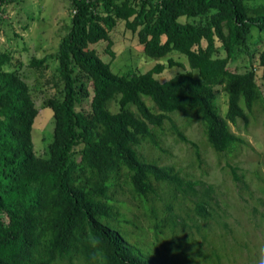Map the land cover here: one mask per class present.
I'll use <instances>...</instances> for the list:
<instances>
[{"label": "trees", "instance_id": "16d2710c", "mask_svg": "<svg viewBox=\"0 0 264 264\" xmlns=\"http://www.w3.org/2000/svg\"><path fill=\"white\" fill-rule=\"evenodd\" d=\"M71 1L72 25L57 52L29 64L58 90L44 103L54 112L47 157L35 153L40 112L16 69L22 64L0 53V264H224L216 238L226 242L227 233L216 229L228 226L214 206L215 188L162 164L170 153L162 138L171 122L200 163L199 145L185 134L196 123L220 156L249 146L231 125L264 116L251 51L255 32L264 41V0ZM119 21L147 56L166 62L145 74L115 73L93 45L108 42L114 57L110 33ZM245 56L246 71L229 69ZM257 61L264 81V49ZM174 67L183 72L156 78ZM229 168L241 191H250L238 167Z\"/></svg>", "mask_w": 264, "mask_h": 264}, {"label": "rangeland", "instance_id": "374dc122", "mask_svg": "<svg viewBox=\"0 0 264 264\" xmlns=\"http://www.w3.org/2000/svg\"><path fill=\"white\" fill-rule=\"evenodd\" d=\"M72 16L71 0H5L0 7V53L10 52L14 62L22 64L16 69L30 85L40 112L33 128V144L35 153L41 157H47L54 137V112L50 108H44V103L50 97L58 95V90L53 85H46V79L40 78L29 64L33 57L42 58L46 54L57 52L62 38L70 30ZM110 35L114 57L108 53V42H100L93 45V48L105 63H111L117 74H145L158 63H165L167 60L147 56L137 36L127 30L124 21H119ZM251 47V51L256 52L253 68L258 70V84L264 90V81L261 78L263 73L257 61L259 52L264 49V41L260 43L258 32L254 33ZM173 58L185 63L186 70L190 69L188 61L178 53H174ZM247 63L249 57L245 56L230 65L229 69L233 72H244L249 66ZM51 64L53 68L49 74L54 72L57 62L53 61ZM11 68L15 69L13 65ZM179 72H183L179 67L168 68L156 78L166 82ZM217 96L222 113H225L227 97L223 92H219ZM90 101L91 99L85 104L86 108H89ZM111 106L114 112L118 111L116 103ZM256 114L258 121L254 122L250 116V125H246L244 120H239L237 125H231L234 133L245 137L249 142L248 147L241 148L233 156H220L214 152L206 143L203 127L198 123L187 127L185 134L199 145L201 163L191 144L178 141L172 131L171 122H167V133L162 138L163 146L170 151L164 156L162 164H175L177 168L189 171L194 177L193 180L215 188L217 203L214 206L216 205L218 213L228 226L215 228L219 234L227 233L226 242L216 238L221 246L219 252L226 257L224 264H264V181L255 175L260 172L264 178V116L259 111ZM173 119L178 126H182L180 115H174ZM229 165L238 167L239 174L244 176L250 191H241L240 184L233 180ZM228 242L234 247L233 252H227ZM173 258L168 262L176 263L177 259Z\"/></svg>", "mask_w": 264, "mask_h": 264}]
</instances>
